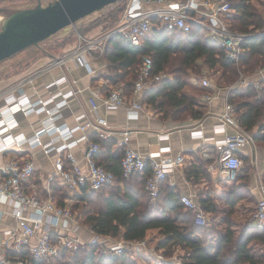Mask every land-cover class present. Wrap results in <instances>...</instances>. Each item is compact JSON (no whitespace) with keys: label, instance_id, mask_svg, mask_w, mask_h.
Here are the masks:
<instances>
[{"label":"trees","instance_id":"obj_1","mask_svg":"<svg viewBox=\"0 0 264 264\" xmlns=\"http://www.w3.org/2000/svg\"><path fill=\"white\" fill-rule=\"evenodd\" d=\"M124 5L125 0L108 5L105 9L116 7L104 15L102 12L105 9L100 10L101 15L93 18L92 22L104 18L114 26ZM228 27L231 31L249 34L241 42L242 51L237 62L225 55L216 40L204 37L201 28L191 23L187 32L153 27L141 46L132 45L121 35L111 36L101 57L106 64L102 76L107 86L117 85L122 88L126 98H131L142 56L149 55L152 59V76L167 72L171 77L151 80L143 91L141 101L159 112L162 119H199L202 113L183 91L191 73L201 66L198 60H202L207 69L219 66L223 74L230 70L234 76L243 72L250 75L264 67V18L252 0H231ZM61 33L62 39L70 40L75 28L62 30ZM43 42L26 50L31 47L38 49ZM170 65L173 67L169 69ZM234 79L226 85H233L237 81ZM260 83L258 89L252 84L245 87L235 85L228 93V100L234 107V117L239 126L246 131L256 128L254 138L264 141V79ZM90 138L100 147L99 154L95 155L96 162L111 171L115 181L98 190H69L54 178L50 185L53 199L59 205H65V197L74 199L76 203L73 209L79 208L77 222L80 219L81 225L87 226L96 235L118 237L131 243L144 241L145 247L141 251H132L130 255L125 250L120 255L109 256L102 254L99 243L90 242L71 253L68 259H64L67 253L63 252L53 262L30 257L28 264H264V226L247 220L235 233L232 230L233 220L230 215H225L222 219L225 230L207 233L209 229L195 223L194 211L184 206L181 194L174 186L168 185L165 179L161 180L158 195L151 199L145 190V181L151 170L146 168L144 174L134 172L124 178L121 169L122 148L116 146L115 139H102L96 133H92ZM208 163V160L200 157L198 165L184 168L186 176L197 180L202 173L209 178L206 172ZM251 168L252 165L245 159L232 181V187L228 189L225 202L231 211L247 195L255 198L248 188ZM206 196L200 197V207L214 212L216 206L209 194ZM151 247L160 251L164 259L151 255L152 251L147 250ZM176 248H181L183 253L173 261L171 255Z\"/></svg>","mask_w":264,"mask_h":264},{"label":"built area","instance_id":"obj_2","mask_svg":"<svg viewBox=\"0 0 264 264\" xmlns=\"http://www.w3.org/2000/svg\"><path fill=\"white\" fill-rule=\"evenodd\" d=\"M230 17L231 0H125L122 14L111 29L96 36H86L76 32V40L72 48L64 55L57 57L51 68L50 65L34 73L40 75L52 68H58L64 72L68 68L69 62L74 63L76 67H84L91 73L89 61L101 59L106 42L111 36L118 34L132 45L141 46L153 27L187 32L191 28V23L198 25L202 31L209 35L208 37L216 40L223 48L225 55L230 60L237 62L242 51L241 42L249 34L231 31L228 27ZM263 70L264 67H261L256 69V72L262 73ZM161 77L165 78L166 75L152 76V59L149 55H143L132 90V100L127 101L122 88L116 86L109 89L102 98V103L108 110L123 107L128 118L137 119L142 110V92L151 80H158ZM28 81L30 82V78ZM64 83H69L65 72L46 84L49 97L36 101H30L24 92V85H13L2 93L6 105L0 109V118H4V114L7 113H11L14 117L19 112L25 115L32 112H44L45 114L40 120V127L33 135L26 137L20 133L15 134L16 143L7 145V148L26 142L30 148L42 146L46 153L56 150L59 155L55 161L53 177L61 185L69 190L79 188L98 190L115 181L114 174L95 160V155L100 150L99 144L90 141L86 135L77 139L71 138L73 133L78 130L96 132L101 138H106L108 136L105 129L106 119L96 113L98 104L91 98L89 99L90 111L95 113L93 119H89L86 113H81L76 117L78 123L74 127H69L64 123L57 124L56 120L61 114V108L67 103L68 97L76 94L77 91L71 87L67 90L59 89ZM248 84H252L256 89L261 86L260 81L248 82ZM202 85L210 87L211 82L204 77ZM204 97L208 101L212 97L214 98L211 93H205ZM224 100L223 111L217 124L213 127L214 134L223 136L213 138L212 142L218 153V164L222 175L226 179L233 180L243 165L239 150L248 141V137L242 132V128L234 117V107L228 100L227 92H225ZM84 118L85 120L81 122L80 120ZM4 119H7L5 123L9 127L18 125L17 120H13L10 116H5ZM5 123L0 119V126ZM228 126L234 127L235 131L228 133ZM4 129L6 127L0 128V134H3V140L7 143L10 141L6 138V134H9L13 129L3 131ZM2 131L5 133H1ZM130 131L128 126L120 129L122 135V176L127 178L134 172L144 174L146 168H149L151 174L146 178L145 190L151 199H155L159 192V182L182 168L184 156L182 154L164 155L163 153L170 151L168 146L159 147L157 151H151L144 155L128 144ZM54 133L56 137L48 143L42 144L41 135ZM191 136L204 138V133L202 130H192ZM157 137L160 141L166 140L169 138V134L162 132ZM60 139H63V142L55 145V142ZM82 139L88 140L83 154L86 170H82L71 152L65 156L70 163L66 167L60 155L61 152L70 149ZM4 142H1L0 145L2 146ZM34 173L35 165L32 160L19 162L11 159L5 165L0 166V203L11 207L10 213L16 223L15 226L0 231V254L2 255L0 263L28 264V259L31 258L55 261L61 253H73L88 243L79 234L80 224L70 207L59 205L53 199L50 188L52 176L47 181L46 195L42 198L37 185L31 182ZM169 184L173 186L174 182L169 180ZM257 189L259 197L251 220L258 226H264V179L258 181ZM181 202L185 207L194 211L196 224L204 225L206 223V217L199 203L187 194H181ZM5 214L4 210H0V219ZM57 229H61L58 231L63 234L56 231ZM99 238L100 236L91 242L99 243ZM99 244L102 254L109 256L120 255L128 248L138 250L145 247L144 241L131 243L107 240L106 243ZM156 256L159 259H164L162 254L156 253Z\"/></svg>","mask_w":264,"mask_h":264},{"label":"crops","instance_id":"obj_3","mask_svg":"<svg viewBox=\"0 0 264 264\" xmlns=\"http://www.w3.org/2000/svg\"><path fill=\"white\" fill-rule=\"evenodd\" d=\"M254 1L255 0H252V3L257 7V9L258 7L262 6L261 3L258 2L256 4L254 3ZM260 1L264 3V0ZM33 3L31 2L26 4L13 5V7H31L34 5ZM9 7L12 6L9 5ZM259 12L263 15L264 18V12L262 13L260 10ZM89 64L92 69L91 73H89L88 70L84 67H76L72 62H69L67 64L68 68L66 69V71L64 70V72L69 83L62 84L59 89L67 90L71 87L77 91L76 94L68 97L67 103L61 108V114L56 120L57 124L64 123L69 127H74L78 123L76 117L81 113H86L89 119H93L95 113L90 111L89 103V99L92 98L98 104L96 113L106 119L105 129L108 133V136L102 139H115V141L117 142L116 146L122 148V135L120 133V129L128 126L131 129L130 140L128 141V144L138 150L140 153L147 155L151 151H157L159 147L168 146L170 148V151L163 153L164 155L182 154L184 156V163L182 168L174 171L169 177L165 179L168 185H170L169 180H172L174 182L173 186L180 194H187L194 201L199 203L200 197H207L206 195L208 194L207 192H205L204 187L209 186L208 183L211 181V186L222 188L224 190L223 192H220L226 199L228 188L232 187L233 180L226 179L221 173L218 164V153L213 146L212 139L220 138L223 135L214 134L213 127L215 124H217L219 116L223 111L225 92L229 93L228 91H230L231 88H233L235 85L236 87H245L246 85H249L248 82H261V80L264 79V70L262 71V73L254 71L252 74L243 77V79H240L233 85L228 86L226 84L218 85L211 83L210 87H205L202 85L201 79L200 81H198V85H196V83H192V85L194 86L193 88V86L189 84V82H187L183 91L190 98V100L193 101L195 108L202 113V117L199 119H193L190 117L185 121H176L172 119L160 118L161 116L159 112L155 111L149 105L143 103L142 101V110L139 113V117L137 119L128 118L127 112L123 107L111 110L106 109V107L102 103V98L106 95V90L108 88H113L112 85H106V79L104 76H102L105 71L106 64L101 59L89 61ZM27 72V75L30 74L27 78V80L30 78V82H26V84L23 86V89L30 101H36L37 99H46L47 97H49V93L46 89L47 82L64 73L63 70L58 68L52 69L48 72H44L40 75H36L33 72V69H28ZM16 73L13 75H16ZM160 74H165L166 77H169L165 72H162ZM105 85L107 86L106 89ZM7 86L8 85L1 84L0 80V102L3 100L2 93L10 88ZM195 86H198V88H196ZM205 93H211L214 98L212 97L208 101L204 97ZM131 100V98H127V101ZM44 116V112H32L27 115L20 112L17 113L15 117L18 125L14 126L15 128L12 127L11 129H14L9 132V134L14 136L15 134L20 133L26 137H30L40 127V120L43 119ZM84 120L85 118L80 121L82 122ZM192 130H202L205 139L191 136ZM234 131V127H227L228 133H233ZM255 131L256 128H254L252 131H246L242 128V132L246 137H248V141L239 150V156L241 157L243 164L244 160L248 159L249 163L252 165L248 188L251 194L254 195L255 199L257 200L259 197L257 183L259 180L264 179V141H260L254 138ZM162 132H167L169 134V138L160 141L157 135ZM92 133L96 132L78 130L73 133L71 139H77L82 135H86L90 141H94L90 138V135ZM9 134H6V138ZM2 135L3 134L0 135V142H2L1 139L4 138ZM54 137H56L55 133L44 134L41 135L40 139L42 141V144H45L51 141ZM87 141L88 140L86 139H82L70 149L61 152L60 155L62 156L64 165L66 167L69 166L70 163L67 161L65 156L68 152H71L82 170H86L85 161L83 160V154L87 146ZM62 142L63 139H60L59 141L55 142V145H59ZM0 152H2L0 157V166L5 165L11 159L18 160L19 162L32 160L35 165V173L33 178L31 179V182L37 185L40 196L42 198L45 197L46 185L49 177L52 176V182L55 178L53 177V172L55 170V161L59 153L56 150H52L46 153L44 152V148L42 146L30 148L26 142L19 145H12L8 148L6 147L5 150ZM5 155L16 157H10L8 159L4 157ZM200 157L204 160L209 161L206 167V172L209 173V178L202 175V173L201 176H197V180L192 179V177L188 178L185 174L184 168L187 165H198ZM209 196L210 198H212L211 193L209 194ZM67 200H71L70 197H65L64 201ZM245 200V198L240 199L237 202V206H241V203L245 202ZM10 209L11 207L9 205L0 203V210H4L6 213L0 219V231L8 227L15 226L16 224L15 219L10 213ZM80 228L82 227L80 226ZM58 230L61 229H57L56 231ZM88 230L89 229L87 228V231H83L86 236H90V234L92 233L91 230ZM232 230L233 232L238 233L240 230V226H234L232 227ZM60 233L63 234V232ZM79 234L82 236V231L80 229ZM1 259L2 255L0 254V261Z\"/></svg>","mask_w":264,"mask_h":264},{"label":"rangeland","instance_id":"obj_4","mask_svg":"<svg viewBox=\"0 0 264 264\" xmlns=\"http://www.w3.org/2000/svg\"><path fill=\"white\" fill-rule=\"evenodd\" d=\"M37 1L38 0H22V1L0 0V9H1L0 14L3 15L6 12L11 11V10L22 9V7H13V5H20V4H26V3H31V2L32 3L34 2L33 4L35 5L37 3ZM39 1L42 4H45L46 2H48L50 0H39ZM258 2L261 3V5L263 6V7L262 6L258 7V9L263 13L264 12V3H262L260 0L254 1V3H256V4ZM9 5L12 7H9ZM114 7H116V6H112L108 9L104 8L105 10L102 12L103 15L107 11H109L110 9H113ZM23 8H25V7H23ZM98 15H101V12L99 13V11H98V12H96L90 16L83 18L79 22H77L74 26L75 34L70 35V38H69L70 40L62 39L63 34L60 31V32L54 34L53 36H51L50 38L46 39L45 42H43L40 45V47H38V49L35 47H31L27 50L25 49V50L20 51L19 53H17L16 55H14L13 57H11L7 60L1 61L0 62L1 84L8 85L7 87H11V86L16 85V84L17 85H25L26 82L29 83V81L27 80V78L29 77L28 75H30V74L27 75L28 69H33V72H35L39 69L46 68L50 65H51L50 66V68H51L57 57L64 55L70 48H72V46L76 40V38H75L76 32L79 31L78 33L81 34V32L83 31L82 33L85 34L86 36H96L97 34L106 32L113 27L112 25L114 23H111L110 21H108V19H106L104 21L103 20L104 18L97 21V22H92V19ZM93 24H94V26H93ZM0 27H1V25H0ZM201 33L204 37L209 36L206 34L205 31H202ZM198 61H199L198 65H201L200 68H198L194 73H191V76L188 78V82L191 85H192V83H196V85H198V81H200L204 77L209 79L210 82L213 84L224 85V84L232 83L233 81H231V80L234 78H235L234 81L237 80L236 82H238V80L243 79V77L248 75L247 72H243V74H238L237 76H234L230 70H227V72L225 74H223V72H222L223 70L219 66H217L213 69H207L205 66H203L202 60H198ZM177 64L178 63H175V64L173 63V65H177ZM169 67H173V66L170 65V66H168V68ZM15 73H16V75H13ZM166 74H168V76L171 77V74H169L167 72H166ZM112 86L116 87L117 85L116 86L112 85ZM7 87H5V88H7ZM195 87L198 88V86H195ZM193 88H194V86H193ZM5 105H6V103L2 100L0 102V109L4 108ZM4 127L7 128V126H4ZM4 157L9 159L10 157H16V156H8V155L6 156L5 155ZM208 181H209V179H208ZM208 185L209 186L204 187V190H205V192H207V194L211 193V195H212L211 201H212V203L215 204L216 210L214 212H209V211H205L203 209L204 215L206 217V223L203 226L205 229H209V231H207V233H213V231H216L217 233L223 232L225 230V224H224L222 219L225 218V215H230L231 219L233 220V227L234 226H242L245 223V221L251 220L252 212L255 209L256 203H257V200L255 198H251L249 195H247L246 196L247 198H245L246 199L245 202H243L244 204L241 203V206H237V204H236L235 207L231 211L229 209V207L226 205L225 197L221 193L224 190L222 188H216L214 186H211L212 185L211 181L208 183ZM228 189H230V187ZM68 196H70V195H68ZM70 199L71 200L64 201V203L66 206L70 207V210L72 211L73 215L75 217H77V212H78L79 208L73 209V205L76 203V201L72 198H70ZM244 219H246V220H244ZM78 221H79L80 226L82 227V228H80V230L82 231L81 237L83 240L90 243L91 241L98 238V236H95L96 235L95 233L92 234L93 232L90 234V236H86L83 231H87L88 227L82 226L80 223V219ZM217 235L214 236V238L217 237ZM107 240L110 242H117L119 240L122 241L121 238H118V237L112 238V237H107V236H103V237L100 236L99 243H101V244L106 243ZM88 243H86V245ZM141 250L142 249L134 250V249L128 248V250H126V253H128L130 255V254H133L132 251L137 252V251H141ZM147 250L152 251L151 255H153L155 257H156V253L162 254L160 251L153 250V247L147 248ZM181 253H183L181 248H176L175 250H173V253L171 255L172 260L173 261L178 260L177 255L181 254ZM70 256H71V253L70 254L67 253L64 256L65 257L64 259H68L67 257H70ZM51 262H53V261H51Z\"/></svg>","mask_w":264,"mask_h":264},{"label":"water","instance_id":"obj_5","mask_svg":"<svg viewBox=\"0 0 264 264\" xmlns=\"http://www.w3.org/2000/svg\"><path fill=\"white\" fill-rule=\"evenodd\" d=\"M117 1L122 0H38L31 7L0 14V62Z\"/></svg>","mask_w":264,"mask_h":264},{"label":"bare ground","instance_id":"obj_6","mask_svg":"<svg viewBox=\"0 0 264 264\" xmlns=\"http://www.w3.org/2000/svg\"><path fill=\"white\" fill-rule=\"evenodd\" d=\"M11 113H7V114H4V118H5V116H10L11 118H13V120H15L16 121V118L14 117V115H10ZM3 117H1L0 119L1 120H3L4 121V123L7 121V119H4ZM4 126H7L6 125V123L5 124H3L2 126H0V128H3ZM12 127H14V126H7V128L5 129V130H3V131H7V130H9V129H11ZM1 132V133H5V132ZM1 135V134H0ZM2 138V137H1ZM4 138H2L1 140H2V142H4V140H3ZM7 139H9V141L10 142H4L3 143V145L1 146L0 145V151H3V150H5L6 149V147H7V145H11L12 143H16L15 142V138H14V136H12V135H7ZM1 143V142H0Z\"/></svg>","mask_w":264,"mask_h":264}]
</instances>
